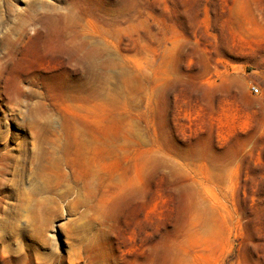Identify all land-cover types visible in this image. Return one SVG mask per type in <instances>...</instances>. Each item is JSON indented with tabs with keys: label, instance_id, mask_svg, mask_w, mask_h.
Returning <instances> with one entry per match:
<instances>
[{
	"label": "rangeland",
	"instance_id": "374dc122",
	"mask_svg": "<svg viewBox=\"0 0 264 264\" xmlns=\"http://www.w3.org/2000/svg\"><path fill=\"white\" fill-rule=\"evenodd\" d=\"M0 264H264V0H0Z\"/></svg>",
	"mask_w": 264,
	"mask_h": 264
},
{
	"label": "built area",
	"instance_id": "2783aa9c",
	"mask_svg": "<svg viewBox=\"0 0 264 264\" xmlns=\"http://www.w3.org/2000/svg\"><path fill=\"white\" fill-rule=\"evenodd\" d=\"M252 91L254 92V93H258L259 92V88L257 87V86H252Z\"/></svg>",
	"mask_w": 264,
	"mask_h": 264
}]
</instances>
